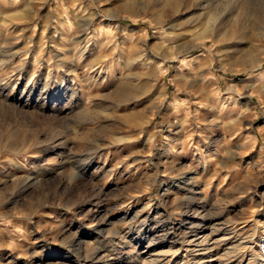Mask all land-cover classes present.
Segmentation results:
<instances>
[{"label": "rangeland", "instance_id": "1", "mask_svg": "<svg viewBox=\"0 0 264 264\" xmlns=\"http://www.w3.org/2000/svg\"><path fill=\"white\" fill-rule=\"evenodd\" d=\"M247 13L0 0V264H264V36L218 38Z\"/></svg>", "mask_w": 264, "mask_h": 264}, {"label": "bare ground", "instance_id": "2", "mask_svg": "<svg viewBox=\"0 0 264 264\" xmlns=\"http://www.w3.org/2000/svg\"><path fill=\"white\" fill-rule=\"evenodd\" d=\"M252 13V12H251ZM255 15V14H254ZM264 16V15H263ZM250 17V13L248 15L245 14V16H238L236 18V21L230 26V29L229 30H225L224 32L220 33L218 38H223L225 40H232L234 38H239V39H244V40H247V41H251L252 39L254 40L255 38H263L262 36H264V34H252V36L248 35V36H244L243 35V29L245 28L246 26V22L248 21V18ZM256 21L258 22H261L263 21L264 18H262V15L261 14H257L256 17H255ZM257 24V23H255ZM204 39V37H202V40ZM208 39V38H207ZM202 44V43H201ZM249 58V61L251 63V66H253L254 68L258 69L257 72H260L261 69L259 68V64H260V61L258 59H256L251 53L246 56ZM174 59V58H173ZM249 63V64H250ZM261 74V77L262 78V82L264 81V73L263 71L260 72ZM228 121V120H227Z\"/></svg>", "mask_w": 264, "mask_h": 264}]
</instances>
